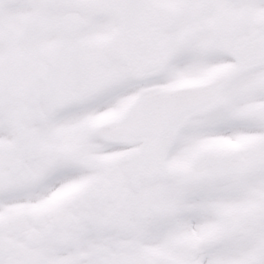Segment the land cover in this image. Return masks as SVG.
<instances>
[{
	"label": "snow or ice",
	"instance_id": "snow-or-ice-1",
	"mask_svg": "<svg viewBox=\"0 0 264 264\" xmlns=\"http://www.w3.org/2000/svg\"><path fill=\"white\" fill-rule=\"evenodd\" d=\"M0 264H264V0H0Z\"/></svg>",
	"mask_w": 264,
	"mask_h": 264
}]
</instances>
